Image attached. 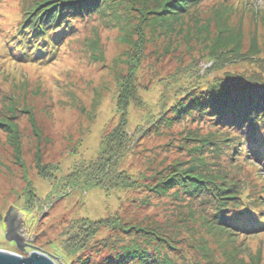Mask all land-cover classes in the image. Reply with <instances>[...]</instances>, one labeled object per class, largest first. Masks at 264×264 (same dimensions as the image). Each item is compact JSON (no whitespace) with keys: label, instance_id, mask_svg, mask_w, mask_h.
Segmentation results:
<instances>
[{"label":"rangeland","instance_id":"rangeland-1","mask_svg":"<svg viewBox=\"0 0 264 264\" xmlns=\"http://www.w3.org/2000/svg\"><path fill=\"white\" fill-rule=\"evenodd\" d=\"M34 1L0 0V249L37 250L58 264H113L105 257L137 243L149 254L146 264H264V230L231 236L211 225L198 200L152 191L174 163L200 159L217 180L223 172L234 177L264 210L263 162L236 153L228 159L220 141L232 131L210 116L173 119L172 112L227 73L242 82L264 73V0H202L174 15L161 14L165 0L105 1L102 11L70 21L74 30L50 61L2 60L15 51L13 27ZM224 50L234 61L211 68L210 54ZM121 91L130 97L124 104ZM122 110L137 142L120 158L106 153L119 178H88ZM84 178L99 186L82 187ZM11 206L29 230L23 252L4 238ZM136 228L161 232L167 242L144 243Z\"/></svg>","mask_w":264,"mask_h":264},{"label":"trees","instance_id":"trees-1","mask_svg":"<svg viewBox=\"0 0 264 264\" xmlns=\"http://www.w3.org/2000/svg\"><path fill=\"white\" fill-rule=\"evenodd\" d=\"M105 1L107 5L114 4V7L120 6L122 2L125 3V0H35L24 12L20 24L13 27L11 43L15 51L9 56L2 55V60L8 58L11 62H17V59H11L14 56L19 59H29L27 62L46 63L50 61L57 55L63 39L71 35L74 30L73 25L69 24L70 21L78 19L80 23L85 17L93 14L94 10L102 11ZM201 1L165 0L161 14L174 15L189 9H196L201 5ZM225 53L227 51L224 50L221 53L212 52L210 54L208 63L212 64L211 68H225L226 63L234 61L233 57L225 56ZM259 62L261 68H264V58L259 59ZM243 81L230 73H227L223 80L215 79L204 93L191 95V98L186 101L188 104H184L186 102L175 103L172 110L173 119L189 113L210 116V120L232 131L226 135L227 137L221 138V141L218 140L223 144L228 159L232 161L235 153L243 154L245 157L250 155L252 161L263 162L264 165V73L245 77ZM128 94L130 95L129 92ZM121 97L120 104H124L130 98L122 91ZM122 111L124 115L119 125L103 139L105 141L98 160L89 164L91 172L88 178L89 176H105L110 173L112 175L115 169V158H120L137 142V140H132L133 135L131 136L126 130L127 119L125 110ZM202 142L208 145L213 143L207 140H202ZM107 152L116 153L115 158H112V155L106 157ZM196 161V164L190 163L186 166L174 163L170 171L158 179L152 187L153 193L163 195L169 189H175L174 195H184L188 200H198L210 210L211 225L231 236L251 235L263 231L264 210L258 212L254 207L255 203L263 204L260 198L254 200L249 194H244L243 187L240 188L238 182L234 181V177L227 172H223V179L217 180L216 175L205 171L204 163L200 159ZM233 166L237 167L236 162ZM93 169H95L94 172H92ZM75 173H77L76 176L83 177L81 171L78 170ZM115 178L119 176L112 175L109 179ZM92 180L94 181L85 179L82 187L99 186L97 178ZM103 186L100 185V187ZM137 230L143 232L141 236H144L142 240L144 243L154 240L167 242V236L161 232L153 229H150L151 232L140 228L135 229ZM151 247L156 250L154 244ZM158 247L162 248L163 245L159 244ZM144 250L145 248H141L140 244L133 243L128 248L122 247L114 258H105L111 260L110 263L113 264H118L114 262L118 258L129 260V264H146L150 260L149 254ZM152 257L154 258V255ZM158 259L159 257L155 258V261ZM153 263L155 262L150 264Z\"/></svg>","mask_w":264,"mask_h":264},{"label":"water","instance_id":"water-1","mask_svg":"<svg viewBox=\"0 0 264 264\" xmlns=\"http://www.w3.org/2000/svg\"><path fill=\"white\" fill-rule=\"evenodd\" d=\"M3 223L5 226L4 238L8 242H13L16 249L20 252L25 250L28 245L24 238L23 220L21 214L15 207H10L6 212ZM28 242L31 239L27 240ZM0 264H58L57 258L44 254L40 251H31L26 256L4 251L0 249Z\"/></svg>","mask_w":264,"mask_h":264},{"label":"flooded vegetation","instance_id":"flooded-vegetation-1","mask_svg":"<svg viewBox=\"0 0 264 264\" xmlns=\"http://www.w3.org/2000/svg\"><path fill=\"white\" fill-rule=\"evenodd\" d=\"M24 224V223H23ZM23 231H24V233H23V235H24V238L25 239H30L29 238V233H27L29 230H28V228L25 226V224H24V226H23ZM26 240V243L28 244L29 242ZM28 246V245H27Z\"/></svg>","mask_w":264,"mask_h":264}]
</instances>
